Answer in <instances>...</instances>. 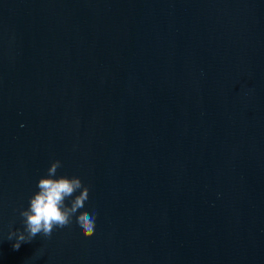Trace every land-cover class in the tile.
Listing matches in <instances>:
<instances>
[{
    "label": "water",
    "instance_id": "95a60500",
    "mask_svg": "<svg viewBox=\"0 0 264 264\" xmlns=\"http://www.w3.org/2000/svg\"><path fill=\"white\" fill-rule=\"evenodd\" d=\"M57 159L95 233L14 250ZM0 264H264V0H0Z\"/></svg>",
    "mask_w": 264,
    "mask_h": 264
},
{
    "label": "clouds",
    "instance_id": "9594fccd",
    "mask_svg": "<svg viewBox=\"0 0 264 264\" xmlns=\"http://www.w3.org/2000/svg\"><path fill=\"white\" fill-rule=\"evenodd\" d=\"M61 167L60 160L51 162L46 175L37 182L38 191L29 197V206L19 210L23 230H10L7 234L8 240L15 241L14 250L38 235L51 238L54 230L69 228L73 218L85 238L94 235L97 213L84 210L89 201V188L77 176H57Z\"/></svg>",
    "mask_w": 264,
    "mask_h": 264
}]
</instances>
